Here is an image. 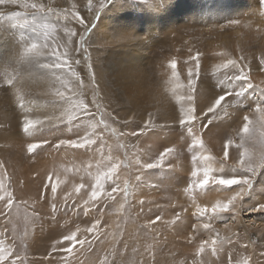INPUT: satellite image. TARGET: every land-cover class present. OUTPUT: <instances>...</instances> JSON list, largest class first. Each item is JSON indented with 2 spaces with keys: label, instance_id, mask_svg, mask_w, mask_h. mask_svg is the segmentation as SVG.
Returning <instances> with one entry per match:
<instances>
[{
  "label": "rangeland",
  "instance_id": "1",
  "mask_svg": "<svg viewBox=\"0 0 264 264\" xmlns=\"http://www.w3.org/2000/svg\"><path fill=\"white\" fill-rule=\"evenodd\" d=\"M114 1L93 0L92 9L87 8V0H49L53 8L46 11L0 6V12H3L0 15V105L5 117L4 122H0V129L5 123L9 129L0 131V138L9 135L10 139L6 146L0 144V152L3 154L6 151L8 155L7 161H0V170L5 183L10 185L15 196L10 212L0 202V232L6 233L7 243L15 244V250L25 257L26 264H61V257L65 254L53 253L52 246L56 240L62 239L64 234L74 231L77 226L81 229L80 236H87L91 247L88 243L82 248L77 245L73 250L74 255L71 256L72 264H103L105 259L108 264H243L245 257L250 258V264H264V209L260 208L264 205V171L252 175L237 168L234 164L239 152L235 143L228 149V160H223L227 139L239 141L238 133L231 135V132L242 125L233 127L234 122V125L242 123L243 115L257 105H264V94L253 88L247 89L241 97L229 96L226 103L231 102V107L227 114L213 121L208 131H205V147L202 150L198 146L193 147V138L179 123L174 122L180 108V103L173 95L174 91L164 92L165 108L160 102H157L158 107L155 103L147 104L158 99L157 93L161 91L158 68L164 61V56L171 54L172 47L177 46V37L182 39L184 45L181 51L182 73L186 74V84L188 68L194 67V62L188 58L195 55L193 48L201 53L196 91L198 112L210 107L220 95L239 91L244 87L243 82H235L229 88L220 84L213 76L217 59L215 50L219 46L223 47V51L229 52L237 39H242L238 43L245 50L255 52L258 58L263 55L258 47L259 39L248 41L242 31L238 32L242 37H235L236 33L229 28V23L236 20L240 23L232 24L233 26L243 25L252 9L264 6L261 0H117L119 5L113 8L112 15L108 17L114 19L116 16L113 23L118 28L111 27L109 40L93 37L95 25L90 22L87 31L81 33L84 36L83 49L74 39L71 47H76L79 55L70 49V58L73 61L79 60L72 67L87 86V95L84 97L87 101H91L94 88L93 95L99 97L108 113L133 120L130 125L114 124L107 120L126 135L118 137L106 131L103 136L105 143L97 142V145L103 147L101 155L97 145L87 150L65 146L56 148L61 141L90 134L91 120L87 118L52 121L28 133L23 131L25 116L45 118L62 112L65 103L54 99L50 93L66 81L74 80L66 69L45 67L55 64L49 56L28 54L26 49L32 43L43 42L44 32L51 26L59 29V32L53 33L49 38L58 47L66 40L64 28H77L78 32L81 31L82 26L76 25L70 17L63 15L62 10L70 7L71 3L78 5L86 20L93 14L97 23L100 17L109 13ZM120 8H126L127 12L118 15ZM16 12L20 14L14 15ZM99 34L101 33L95 36ZM218 34L224 39L217 41ZM60 50L63 51V48ZM93 51L96 58L94 68L97 66L103 70L104 67L107 70L103 72L105 80L107 74L114 76L109 79L107 93L103 88L107 82L103 79L101 87L91 69L89 52ZM240 56L243 54H230L234 59H239ZM251 77L254 84L264 87L263 67L259 66L252 71ZM9 80L12 81L10 86L6 85ZM125 81L131 85L126 89ZM147 83L150 88L146 87ZM135 87H139L136 93L125 94ZM185 88L186 90H182L183 94L187 91L186 85ZM19 94L24 96L23 109L19 107ZM149 112L153 114L155 126L138 138L127 135L132 130H138L137 126L143 125ZM96 118H100L99 113ZM105 118L107 119V115ZM218 124L222 125L224 136L215 135L221 131ZM226 127L228 134H225ZM258 134L259 131L256 136L261 139ZM215 139L220 141V149H216L215 144L212 147L208 143ZM38 141H46L47 144L29 154L27 145ZM119 144H126L130 154L132 151L140 153L145 163L153 162L157 154L166 147H172L175 151L159 167L137 170L134 163L133 166L122 167L121 181L127 180L132 186L127 201L123 193L118 194L114 201L101 197V202L90 207L85 215L83 201L87 199L86 193L94 185L96 175L107 169L109 155L125 159V150ZM256 144L259 151L260 143ZM197 154L210 155L213 158L211 163L217 169L216 174L245 175L252 180L241 201L240 213L235 219H239L240 227L235 231L224 227L225 223L232 226L231 213L222 214L221 219L211 221L222 237H229L233 232L239 233L234 243L218 246L216 253L212 252L209 245L204 247L203 252L199 250L201 241L209 239L210 233L202 228V224L208 220L199 217L197 208L211 207L217 200H225L239 186L226 188L210 184L205 188L190 187L193 184L191 172L197 166L193 163L192 156ZM10 161L13 167L11 171L5 167ZM46 162H50L48 167H45ZM203 164V161L199 162V166L202 167ZM45 169L48 171L42 175ZM137 171L139 179L136 181ZM50 175L52 183L59 179L55 195L51 191ZM257 179L262 183L261 186ZM80 183L85 188L76 193L74 189ZM110 188L109 182L106 190ZM141 200L145 201L143 205L140 204ZM248 208L249 211H246ZM156 216H160L161 220L149 226V222L154 221ZM96 219H100L101 224L97 235L93 237L91 233L83 230L90 227ZM198 225L201 227L194 231ZM190 236H195L196 239L189 241Z\"/></svg>",
  "mask_w": 264,
  "mask_h": 264
},
{
  "label": "snow or ice",
  "instance_id": "2",
  "mask_svg": "<svg viewBox=\"0 0 264 264\" xmlns=\"http://www.w3.org/2000/svg\"><path fill=\"white\" fill-rule=\"evenodd\" d=\"M264 4V0H261ZM0 6H15L23 10H39L46 11L53 8V4L49 0H0ZM101 2V7H102ZM93 0H87V8L92 9ZM63 15L65 17H70L76 22L78 26L81 27V31H77V28L66 27L63 29V33L66 36V40L63 45L56 46V44L50 42L49 38L53 33L59 32L54 26L46 28L44 32L43 42L32 43L27 49L28 54L34 55H47L55 61L54 65H45V67H55L58 69H66L71 78H74L75 85H73V79L66 81L60 88L54 89L50 95L54 99L61 100L65 103V108L56 116L45 117V118H32L25 116L23 119V131L28 133L30 130H35L38 127L45 125L51 121H73L79 120L81 118H87L91 120V133L83 136L82 138H77L74 140H64L56 145L59 149L61 146H65L71 149H90L92 146L97 145L98 141L105 143L103 141L104 133L110 132L112 135L122 137L126 135L124 132H119L116 127L109 124L107 120H111L114 124L130 125L133 120L129 118H120L115 113H108L106 109L103 108L99 97L93 95L95 89H92V99L87 101L84 97L87 95V86L81 75H79L72 67L73 63H79V60H71L70 49L77 55L79 53L75 48H72L74 38L77 41L81 49H83L84 36L82 32L87 31L89 22L86 17L81 14L79 7L75 3H71L70 7H66L63 10ZM14 15H19V12L13 13ZM3 15V12H0ZM240 21H232L229 25L239 24ZM224 27V26H221ZM58 43V42H56ZM63 48V51L60 48ZM200 52H196L195 55L189 56V61L194 62V67L188 68V81H187V91L177 97L178 103H180L179 115L176 117L178 123L181 127L186 130V133L193 138V147L199 146L201 149L205 147V142L203 139V134L208 131L209 126L213 121L221 118L223 115L227 114L231 102L226 103L229 96L241 97L247 89H259L262 94H264V87L254 84L251 77V67L249 64L245 63V58L240 56L239 59L228 58L222 63L215 66L213 71V76H215L220 84L226 85L229 88L235 82H243L244 87L240 88L239 91H229L224 95H220L215 99V102L211 104L210 107L201 109L197 111V80L200 76ZM177 60L172 59L169 62V66L172 69V75L176 80H179V74L177 73ZM261 66H264V58L259 61ZM12 81L6 82V85H11ZM175 91V90H174ZM19 107L23 109L25 107V100L22 94L18 95ZM93 106L95 111H93ZM99 113L100 118H96V114ZM107 115V119L105 116ZM155 120L151 112L148 113V119L143 122L142 126H137L138 130H132L127 133L131 137H139L145 134L150 128L155 126ZM102 126V127H101ZM259 131V136L261 137L260 150L257 151L255 147L256 134ZM239 141L236 142L233 138H229L224 145L223 160L227 161L229 158L228 149L235 143V148L239 152L238 158L236 159L235 166L239 169L244 170L247 173L255 175L257 170L264 167V105H257L252 111L243 115L242 117V127L238 131ZM46 141H38L29 143L27 145V152L29 154L35 153L37 149L46 145ZM101 155H103V147H100ZM120 148H123L125 159L121 160L118 157H112L109 155L107 169L102 173H98L95 177V183L91 187L90 191L86 193L87 199H84V214H88L90 207L97 206L98 202H101V197H104L108 201L116 200V196L123 193L125 200L131 191V184L129 181H121V169L122 167L127 168L134 166L137 170L141 168H155L165 164L170 153L175 151L172 147H166L163 151H160L155 160L150 163H145L142 159L140 153L132 151L129 153L128 146L126 144H119ZM135 148V145H133ZM145 155V154H144ZM212 157L210 155H193L192 161L197 166L191 172L193 178V184L190 187L205 188L210 184L224 186L226 188H234L239 186L230 193V195L225 200H217L211 207L205 206L202 208H197V213L201 218H207L208 222L202 224V228L210 233L209 239H203L200 243V252L204 251V247L209 245L213 253H216L218 246L222 247L225 243L232 244L235 239L239 237V233H232L229 237H222L220 232L213 227L212 220H219L222 218V214L231 213V219L235 220L240 213L241 201L244 195L247 193L249 187L251 186L252 180L249 176L245 175H232L225 176L221 174H216L217 169L212 167ZM203 161V166H199V162ZM139 179V172L135 175V180ZM111 183L110 190H106V184ZM49 183H51V191L55 195L59 179L57 178L56 183H52V177L49 176ZM85 185L80 183L75 187V192L80 193L81 189H84ZM67 199V197L65 198ZM0 202H3L4 209L10 212L14 206L15 196L10 188V185L5 183L3 176H0ZM144 200L140 201L143 205ZM264 209V205L260 206ZM53 210L55 212V205H53ZM255 210V209H254ZM177 219H179V214H177ZM161 220L160 216H156L154 221L149 222V226L155 222ZM175 223V220L173 221ZM101 224L100 219H96L90 227L84 229L85 233H91L93 237L97 235V230ZM201 227L200 225L194 228V231ZM225 228L229 225L225 223ZM81 229L77 226L74 231H69L67 234L62 236V239L56 240L55 245L52 246L53 253H64L65 255L61 257V264H72L71 256L74 255V248L79 245L81 248L88 243L91 247V242L87 236H80ZM189 241H194L195 236L188 237ZM59 246V247H57ZM51 255V253H49ZM0 264H26L25 257L21 256L15 250L14 243L6 242V233L0 232ZM103 264H108L107 259ZM243 264H250V258H245Z\"/></svg>",
  "mask_w": 264,
  "mask_h": 264
},
{
  "label": "bare ground",
  "instance_id": "3",
  "mask_svg": "<svg viewBox=\"0 0 264 264\" xmlns=\"http://www.w3.org/2000/svg\"><path fill=\"white\" fill-rule=\"evenodd\" d=\"M120 3V2H119ZM119 3H118V1L117 0H115L114 2H113V5L110 7V9H109V13H106L104 16H102V17H100V19L99 20H97L96 22L97 23H95V18L93 17V14H91L92 16H89L88 17V20L87 21H89V25H90V22H91V25H95V30L93 31L94 33H93V37H98V38H100V37H102L104 40H109V30L111 29V27H112V29H115V28H118V25L117 24H114L113 23V21H115V17L116 16H114V19H112V18H110V17H108L110 14H111V12L113 11V8H115L116 6H118L119 5ZM125 7V6H124ZM257 8V7H256ZM260 9H252L249 13H248V15L246 16V18H247V21L242 25H237V26H233V25H230L229 26V28L231 29V30H234V32L236 33V35H235V37H242L241 36V34H239L238 32L239 31H242V32H245V34H244V36H246V37H248V41H253L254 39H259L260 40V44L258 45V47L263 51L262 53H263V55L262 56H260L259 58L257 57V55H256V53L255 52H253V51H251L250 49H246L245 50V48H243L242 46H241V44H239L238 43V41L240 42L242 39H237V41L234 43V45L232 46V48L230 49V54L232 53L233 54V56H239L240 54H243V56H245L246 55V57H244L245 58V62H246V64H249L250 65V67H251V72L252 71H254L257 67H263L264 68V66H261L260 65V63H259V61H260V59L261 58H264V6L263 7H259ZM127 12V10H126V8H123V9H118V11H117V14L119 15H121V14H124V13H126ZM112 15V14H111ZM93 17V18H92ZM106 18H107V20H106ZM92 19V20H91ZM94 19V20H93ZM97 19V18H96ZM77 25V24H76ZM79 28V27H78ZM229 32V31H228ZM98 33H101V34H99V36H95V35H98ZM226 37V36H225ZM216 38V37H215ZM75 39V38H74ZM220 39H224V37L222 36V35H220V34H218V36H217V41H220ZM225 40H226V38H225ZM73 42H75V41H73ZM222 42V41H221ZM216 43H218V42H216ZM229 45H230V43H229ZM183 47H184V45H183V41H182V39H180L179 37H177V46L176 45H174L173 47H172V49H171V54H169V55H165L164 57H165V59H164V61L163 62H161V64L159 65V68H158V80H159V84H160V86H161V91L160 92H162V93H160V92H158L157 93V96H158V99L155 101V102H149V103H147L148 105H151V104H156V107H158V105L159 104H157V102H160L161 103V106H164V108L166 107L165 105H164V103H165V94H164V92H167V91H174V93H173V95H175L176 96V98L178 97V96H180V95H183V91L182 90H186V88H185V85H187L186 84V74H184V73H182V66H183V55H182V49H183ZM226 47V46H225ZM223 48V47H222ZM221 47H217V49L215 50V59H216V63H215V66L217 65V64H219V63H222L224 60H226V59H228V58H231L230 57V54H229V52H225V51H223V49H222ZM228 48V47H227ZM226 48V49H227ZM194 50H193V52H195L196 53V51H197V49L196 48H193ZM184 51V50H183ZM228 51V50H227ZM76 54V53H75ZM2 54L0 53V56H1ZM121 57H123L124 56V54H123V52H121ZM73 56V55H72ZM91 57V58H90ZM89 58L91 59L90 61H89V63H90V66H91V69L93 70V74H94V76H95V80H96V82H97V79H98V82L101 84V87H102V82H103V79L105 80V78H103V76H104V71H107L106 69H104V67H102L103 68V70H101V69H98L97 68V66H95L96 68H94V60L96 59L95 58V52L93 51V52H89ZM103 59V58H102ZM102 59H100V62H101V60ZM172 59H175V60H177V69H176V71L178 70V74H179V80H176L174 77H173V75H172V69L170 68V66H169V62L172 60ZM103 62V61H102ZM83 63V62H82ZM106 68V67H105ZM107 79L105 80L107 83H106V87H104L103 86V88L104 89H106V93H107V90H108V86L110 85V82H109V79H112L114 76H109L108 74H107ZM85 77V76H84ZM118 78V77H117ZM122 80V79H121ZM74 81V80H73ZM188 81V80H187ZM112 83H114V82H112ZM264 84V83H263ZM130 84H127L126 83V81H125V84H124V89H126V88H128V86H129ZM136 85V84H135ZM134 85V86H135ZM139 85V84H138ZM145 85H147L146 87L147 88H150V86L148 85V83L147 84H145ZM131 86V85H130ZM165 86V87H164ZM101 87H99V89H101ZM123 89V90H124ZM139 90V87H135V88H133L132 89V91H131V89L130 90H128V91H126L125 92V94L126 93H130V94H134V93H136L137 91ZM99 93H101V92H99ZM172 93V92H171ZM102 95V94H101ZM174 97V96H173ZM170 106H172L171 104H170ZM159 108H160V106H159ZM158 111V110H157ZM162 114H164V113H162ZM165 116V115H164ZM51 117V116H50ZM4 119H5V117H4V115H3V112H2V107H1V105H0V122H4ZM52 122V121H51ZM175 122V124H177L178 123V120H175L174 121ZM232 123V122H231ZM234 124H235V122H234ZM233 124V127H240L241 125H242V123H239L238 125H234ZM7 127V123H5L4 124V127L3 128H1L0 129V131H3L4 129L6 130H9L8 128H6ZM218 128H220L221 129V131L219 132V133H215V135H222V136H224V129L222 128V125L221 124H218V126H217ZM182 128V127H181ZM54 129V128H53ZM184 129V128H183ZM226 129V131H227V127L225 128ZM13 129L11 128V131H12ZM238 131H239V129H237V130H235L233 133L231 132V135H233V134H236V133H238ZM9 132V131H8ZM54 132H56V131H54ZM61 132V131H60ZM225 134H228V131H227V133H225ZM259 135V134H258ZM213 137H215V136H213ZM217 137V136H216ZM6 138V139H5ZM223 138V137H222ZM236 140V139H235ZM256 141L259 143V141H260V139L256 136ZM8 142H10V139H9V135H8V137L7 136H4L3 138H0V144L1 145H5V144H7ZM13 143V142H12ZM209 144H210V146H214V144H215V148L216 149H220L221 148V145H220V141H218V139H215V141H211V143L210 142H208ZM10 144V143H9ZM6 146V145H5ZM12 146V145H11ZM10 146V147H11ZM14 146V145H13ZM199 147V146H198ZM208 147V146H207ZM255 147H257V144L255 145ZM200 150H202L201 148H199ZM21 151H23V150H21ZM17 153V152H16ZM21 153V152H20ZM19 153V154H20ZM22 154H23V152H22ZM8 155H7V153H6V151H3V154L0 152V158H1V160L0 161H4V160H6L7 161V159H6V157H7ZM28 156V155H27ZM16 157H17V155H16ZM19 159H21V158H19ZM9 160V159H8ZM5 161V162H6ZM10 163H11V161L10 162H8L7 164V166H5V164H4V166L6 167V170H9V171H11V168H13L12 167V164L10 165ZM0 164H1V162H0ZM48 164L50 165V162H46L45 163V167H48ZM0 167H2V165L0 166ZM264 168L262 167V168H260V169H258L257 170V174H261V170L262 171H264L263 170ZM48 170L47 169H45V171L42 173V175L44 174V173H46ZM243 172H244V170H242ZM157 174H159L158 172H157ZM256 174V175H257ZM0 176H1V170H0ZM161 182V181H160ZM257 182L259 183V186H261V182L257 179ZM257 182H256V184H257ZM258 186V187H259ZM257 187V188H258ZM256 190V189H255ZM52 195V194H51ZM263 196H264V194H263ZM250 201H251V198H250ZM255 207V206H254ZM251 210V209H250ZM246 211H249V208L246 210ZM239 219L237 218V220H232V222H231V225L232 226H230V227H228L227 229L229 230V231H235L238 227H240V221H238ZM236 222V223H235ZM233 223H235V224H233ZM226 230V229H225ZM234 233V232H233ZM260 242H262V241H260ZM246 258V257H245ZM235 259V258H234Z\"/></svg>",
  "mask_w": 264,
  "mask_h": 264
}]
</instances>
